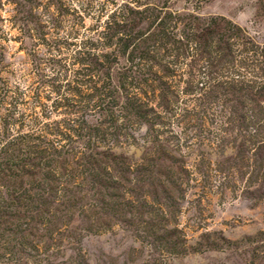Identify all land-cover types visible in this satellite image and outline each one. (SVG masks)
I'll return each instance as SVG.
<instances>
[{
	"label": "rangeland",
	"instance_id": "rangeland-1",
	"mask_svg": "<svg viewBox=\"0 0 264 264\" xmlns=\"http://www.w3.org/2000/svg\"><path fill=\"white\" fill-rule=\"evenodd\" d=\"M0 264H264V0H0Z\"/></svg>",
	"mask_w": 264,
	"mask_h": 264
},
{
	"label": "trees",
	"instance_id": "trees-1",
	"mask_svg": "<svg viewBox=\"0 0 264 264\" xmlns=\"http://www.w3.org/2000/svg\"><path fill=\"white\" fill-rule=\"evenodd\" d=\"M164 20V19H163ZM163 21H159V23L161 24ZM208 27V26H207ZM213 33V31L212 30H206L205 32H201V33H199L198 35H197V33H196V37H195V39H193V42L195 43L194 44V46H192V50H194V49H198L199 48V45L200 44H202V41H203V37L205 36V38L204 39H207L211 34ZM231 36V35H230ZM182 39H184V37L182 38ZM197 40V41H196ZM179 42H180V40H179ZM198 52V51H197ZM180 54V53H179ZM219 55H220V53H219ZM234 79V78H233ZM234 81H237V80H235L234 79ZM240 82V81H239ZM238 82V83H239ZM243 82H245V81H243ZM130 193L131 192H129V188H128V190H126V196L128 197V199H129V195H130ZM127 199V200H128ZM130 200V199H129ZM132 200V199H131Z\"/></svg>",
	"mask_w": 264,
	"mask_h": 264
}]
</instances>
